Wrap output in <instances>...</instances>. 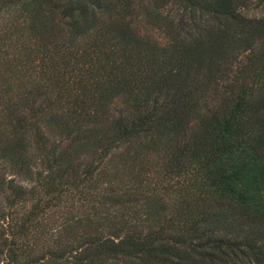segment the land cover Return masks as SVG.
Masks as SVG:
<instances>
[{
	"label": "trees",
	"instance_id": "obj_1",
	"mask_svg": "<svg viewBox=\"0 0 264 264\" xmlns=\"http://www.w3.org/2000/svg\"><path fill=\"white\" fill-rule=\"evenodd\" d=\"M264 0H0V264H264Z\"/></svg>",
	"mask_w": 264,
	"mask_h": 264
},
{
	"label": "rangeland",
	"instance_id": "obj_2",
	"mask_svg": "<svg viewBox=\"0 0 264 264\" xmlns=\"http://www.w3.org/2000/svg\"><path fill=\"white\" fill-rule=\"evenodd\" d=\"M261 12L264 13V8H263L262 10H260V13H261Z\"/></svg>",
	"mask_w": 264,
	"mask_h": 264
}]
</instances>
